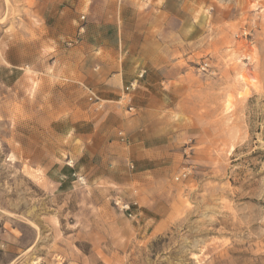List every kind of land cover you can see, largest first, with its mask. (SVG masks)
Instances as JSON below:
<instances>
[{
  "label": "rangeland",
  "instance_id": "rangeland-1",
  "mask_svg": "<svg viewBox=\"0 0 264 264\" xmlns=\"http://www.w3.org/2000/svg\"><path fill=\"white\" fill-rule=\"evenodd\" d=\"M54 1L0 12V264H264V0ZM141 59L174 64L151 159L84 153L117 124L102 64Z\"/></svg>",
  "mask_w": 264,
  "mask_h": 264
},
{
  "label": "crops",
  "instance_id": "crops-1",
  "mask_svg": "<svg viewBox=\"0 0 264 264\" xmlns=\"http://www.w3.org/2000/svg\"><path fill=\"white\" fill-rule=\"evenodd\" d=\"M36 1L37 3V9H35L33 6H31L30 12L33 14L34 12H41V14H45L47 17L49 15L48 8L53 7L54 0H30ZM148 4L151 8V10L155 7L156 3H158L160 0H141ZM166 0H162V13H168L170 15L175 16V13L172 9L166 8L165 5ZM124 4V3H122ZM127 4L120 6V14L121 17L123 16L122 13L125 9H127ZM5 8V0H0V12H2ZM151 10H147L146 13L150 14ZM48 12V13H47ZM44 15V16H45ZM45 19H47L45 17ZM113 23L116 24V21H113ZM87 26L82 27V31H86L85 29ZM138 36V35H137ZM119 37V34H118ZM81 43H84L82 40ZM87 44V43H86ZM88 46V45H87ZM93 48H100L99 46L94 45ZM103 50V49H101ZM99 51V50H98ZM97 51V52H98ZM140 54L145 57V52L141 50ZM144 59L139 60H131L127 61L124 60L123 62L116 64L114 70H111V68L106 67V65L102 64L100 68V74H99V84H100V91H102L104 94H102L104 97V100L114 101L117 103L114 107H112L110 112V117L113 121H115L116 125H107L102 123L100 126H95L93 132L89 136V142H92V140L96 137L100 138V145L97 146L96 150L92 151L93 146L90 144H87V150L84 153H90L93 152L95 154L105 155L109 156V158H114V156L110 155V152L113 147L117 146H123L124 150L121 154L122 158H129L134 157L142 160H150L151 156L149 155V149L145 148L144 146V124H143V118L145 112H151L153 109H156V104L154 101L151 100V97L154 95L153 92L155 91V83L156 82H164L167 84V82L172 80V70L173 65L170 60H163L160 61H154L150 63L147 66L148 73L145 75L144 78H138V85L136 91L131 94L130 96V104L137 109V113L135 116H129L127 113L131 114L133 112H128L123 109V107L118 102L119 95L121 94V89L124 87L123 84L130 82L137 78L139 72L142 69H146L143 67L145 65V62H143ZM17 64L21 63H15V66ZM141 65V67L139 66ZM158 77V78H157ZM155 80V81H154ZM154 81V82H153ZM112 85V86H110ZM123 86V87H122ZM172 95H175V87L171 88ZM160 92V91H159ZM106 93V94H105ZM162 93V92H160ZM162 96L167 98V93L162 94ZM168 99V98H167ZM166 99V100H167ZM119 103V104H118ZM123 106H125L123 104ZM167 108L170 106L167 102H162L157 105V108ZM133 124V126H131ZM116 130L119 131V133L125 134L132 138V143L130 139V143H125L123 141L119 140V137L116 136ZM118 134V133H117ZM82 137L86 139L87 135L85 133L81 134ZM83 155L79 157L81 159ZM118 157L117 159H122ZM52 168V167H51ZM48 168V178L51 179L55 178V182L61 185L62 182L66 180V178H71L76 175L77 172L73 170V164H66L64 166L62 174L59 176H56V172L53 171V169Z\"/></svg>",
  "mask_w": 264,
  "mask_h": 264
},
{
  "label": "built area",
  "instance_id": "built-area-1",
  "mask_svg": "<svg viewBox=\"0 0 264 264\" xmlns=\"http://www.w3.org/2000/svg\"><path fill=\"white\" fill-rule=\"evenodd\" d=\"M84 16H81V18H83ZM207 65L206 62H204L202 64V68H205V66ZM145 69H142L137 78L128 82L126 85H124V87L122 88L121 94L119 95V99L118 102L124 104L126 111L128 112H133L134 111V107L130 104V92L131 90H133L137 85H138V78H141L143 76V74L145 73ZM122 134V133H121ZM122 139H124V136L122 134ZM125 140V139H124ZM183 176H185V173L182 174Z\"/></svg>",
  "mask_w": 264,
  "mask_h": 264
}]
</instances>
